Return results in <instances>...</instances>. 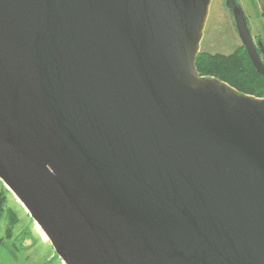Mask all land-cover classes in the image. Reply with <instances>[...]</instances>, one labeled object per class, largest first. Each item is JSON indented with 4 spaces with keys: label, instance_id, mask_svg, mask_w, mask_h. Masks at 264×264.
Wrapping results in <instances>:
<instances>
[{
    "label": "water",
    "instance_id": "obj_1",
    "mask_svg": "<svg viewBox=\"0 0 264 264\" xmlns=\"http://www.w3.org/2000/svg\"><path fill=\"white\" fill-rule=\"evenodd\" d=\"M211 3L0 0V180L64 264H264V98L198 72Z\"/></svg>",
    "mask_w": 264,
    "mask_h": 264
},
{
    "label": "rangeland",
    "instance_id": "obj_2",
    "mask_svg": "<svg viewBox=\"0 0 264 264\" xmlns=\"http://www.w3.org/2000/svg\"><path fill=\"white\" fill-rule=\"evenodd\" d=\"M207 20L201 50L230 53L228 49L220 50L215 45L217 37L214 35L215 15L212 11ZM0 191L7 199L0 219V264H64L50 241L41 237L39 226L1 180Z\"/></svg>",
    "mask_w": 264,
    "mask_h": 264
},
{
    "label": "flooded vegetation",
    "instance_id": "obj_3",
    "mask_svg": "<svg viewBox=\"0 0 264 264\" xmlns=\"http://www.w3.org/2000/svg\"><path fill=\"white\" fill-rule=\"evenodd\" d=\"M211 11L215 15V21L213 23L214 35L217 37L215 45H217L220 50L224 48L228 49L230 53H223L220 51L209 52L201 50V48L200 52L224 55L242 52L246 54L255 71L264 81L263 75L257 71L256 67L252 63L248 48L239 33L236 19V14L243 16L248 27L253 46L260 58L262 66L264 67V0H212L210 13ZM203 40L204 35L202 42ZM261 97L264 98V96Z\"/></svg>",
    "mask_w": 264,
    "mask_h": 264
},
{
    "label": "trees",
    "instance_id": "obj_4",
    "mask_svg": "<svg viewBox=\"0 0 264 264\" xmlns=\"http://www.w3.org/2000/svg\"><path fill=\"white\" fill-rule=\"evenodd\" d=\"M196 67L200 75L217 77L239 92L257 97L264 96V81L242 52L229 55L200 52ZM6 200V195L0 191V219L5 212ZM10 229L9 232L12 230Z\"/></svg>",
    "mask_w": 264,
    "mask_h": 264
},
{
    "label": "bare ground",
    "instance_id": "obj_5",
    "mask_svg": "<svg viewBox=\"0 0 264 264\" xmlns=\"http://www.w3.org/2000/svg\"><path fill=\"white\" fill-rule=\"evenodd\" d=\"M37 226H38V225H37ZM39 232H40L41 237H42L44 240H48V236H47L46 232H45L42 228H40V227H39Z\"/></svg>",
    "mask_w": 264,
    "mask_h": 264
}]
</instances>
